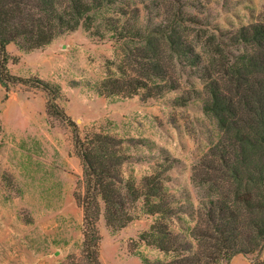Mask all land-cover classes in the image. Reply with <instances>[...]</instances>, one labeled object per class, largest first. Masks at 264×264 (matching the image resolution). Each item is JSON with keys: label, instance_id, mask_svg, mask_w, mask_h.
<instances>
[{"label": "rangeland", "instance_id": "obj_1", "mask_svg": "<svg viewBox=\"0 0 264 264\" xmlns=\"http://www.w3.org/2000/svg\"><path fill=\"white\" fill-rule=\"evenodd\" d=\"M257 23L264 24V0H68L50 44L0 49V264H86L75 198L84 192V163L75 138L96 133L115 139L124 179L140 188L162 174L177 211L174 231L193 226L201 196L192 169L219 129L204 110L206 77L172 59L166 37L176 29L200 52L216 35L236 51L232 36ZM158 39L178 88L152 97L143 89L109 92L112 80L160 81L142 58ZM153 221L142 200L121 228L108 226L102 212L100 264H168L169 256L141 239ZM230 264H264V243Z\"/></svg>", "mask_w": 264, "mask_h": 264}, {"label": "trees", "instance_id": "obj_2", "mask_svg": "<svg viewBox=\"0 0 264 264\" xmlns=\"http://www.w3.org/2000/svg\"><path fill=\"white\" fill-rule=\"evenodd\" d=\"M66 1L0 0V49L10 43L26 49L50 44L56 35V13ZM166 38L172 59H185L206 77L204 110L219 129L218 142L192 169V182L201 196L195 222L187 230H173L177 211L165 178L153 174L140 188L124 179V157L113 137H76L75 149L84 163V192L75 198L84 213L86 264H100L97 222L102 212L108 226L121 228L140 200L154 218L141 239L169 256L168 264H230L264 243V24L235 33L231 48L236 51L223 48L216 35L207 37L210 49L200 52L181 40L176 29ZM162 49L159 39L149 41L142 56L158 83L112 80L106 89L113 94L143 89L149 97L177 89Z\"/></svg>", "mask_w": 264, "mask_h": 264}]
</instances>
